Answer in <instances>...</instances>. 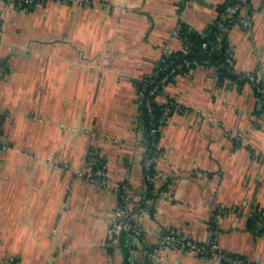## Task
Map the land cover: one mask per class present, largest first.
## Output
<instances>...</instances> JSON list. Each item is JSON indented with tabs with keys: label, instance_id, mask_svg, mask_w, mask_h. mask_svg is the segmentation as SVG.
<instances>
[{
	"label": "crops",
	"instance_id": "crops-1",
	"mask_svg": "<svg viewBox=\"0 0 264 264\" xmlns=\"http://www.w3.org/2000/svg\"><path fill=\"white\" fill-rule=\"evenodd\" d=\"M221 1L47 0L18 10L0 0V59L8 69L0 76V261L126 263L104 238L123 200L117 185L131 204L145 192L134 79L180 48L179 20L205 28ZM250 4L249 28L236 23L228 34L242 73L264 65V0ZM225 83L199 65L164 85L159 99L183 108L158 142L152 181L169 179V187L152 215L139 214L143 232L129 264H151L143 248L170 227L198 242L215 229L219 249L264 264V231L247 227L250 211L264 208L262 103L248 80ZM90 145L105 156L112 186L85 178ZM218 206L224 212L211 223ZM162 256L159 264H222L182 249Z\"/></svg>",
	"mask_w": 264,
	"mask_h": 264
},
{
	"label": "trees",
	"instance_id": "trees-1",
	"mask_svg": "<svg viewBox=\"0 0 264 264\" xmlns=\"http://www.w3.org/2000/svg\"><path fill=\"white\" fill-rule=\"evenodd\" d=\"M246 4L251 9L250 0H246ZM181 5H184L183 1ZM233 5H237L238 8L228 12L227 8ZM242 5H245L242 0H222L216 5V17L202 29H197L179 20L175 32L182 40V45L187 44V51L183 52L181 48L166 50L156 61L153 71L146 72L134 79L137 95L136 102L140 99L136 133L140 136L141 144L145 146L144 161L148 158L151 159L148 167H144L146 176L144 179V190L146 191L144 192L145 197L140 199V203L145 206L150 215L153 214V205L159 191L169 187V179L162 182L159 186L150 180L155 174V160L161 153V148L158 146L161 129L173 112L183 110L182 106L173 99L160 100L159 95L162 93L166 83L174 81L176 76L186 74L199 65L212 68L217 76L216 83L218 85L226 84L227 80L238 84H242L247 80L250 82L244 76V73H234L231 64L226 60V54L230 48L228 34L231 27L236 23L239 8ZM224 13L227 16L223 18L222 14ZM219 22H221V26H219ZM187 39H189V42ZM204 41H207L205 46L202 45ZM232 61L235 62L234 57H232ZM253 73L256 78V72L253 71ZM260 81L259 79L258 82ZM252 86L255 95L259 97V93L255 90V84H252ZM147 102L148 105L146 104ZM146 199H150V202L146 203ZM211 221H214V218L213 220L210 219ZM247 227L256 232L264 231V208L256 207L250 211L247 218ZM130 248H134L133 241L127 245L121 238L116 248L108 247L107 250L113 255L118 249L123 254L126 264H129V260L126 257L129 255ZM231 255L235 256V254ZM247 263L251 264V262Z\"/></svg>",
	"mask_w": 264,
	"mask_h": 264
},
{
	"label": "built area",
	"instance_id": "built-area-1",
	"mask_svg": "<svg viewBox=\"0 0 264 264\" xmlns=\"http://www.w3.org/2000/svg\"><path fill=\"white\" fill-rule=\"evenodd\" d=\"M10 4L15 9H23L30 10L36 7L39 4L46 2L47 0H3ZM63 1V0H57ZM184 5L189 3V0H182ZM245 2V5H242L239 8V14L236 18V23H239L244 28H249L254 19L256 12L254 9H250L248 4H246V0H242ZM85 3L90 2V0H84ZM238 8L237 5H233L228 7V12L235 10ZM227 14H222L224 18ZM231 21V19H230ZM235 23V24H236ZM219 26H221V22H219ZM174 33L177 35L174 29ZM1 25H0V41H1ZM189 42V39H187ZM191 42V41H190ZM207 41L202 43L205 46ZM180 48L183 52H186L188 49L187 44L181 45ZM233 51L232 48H229V51L226 54V60L231 64L232 70L234 73H241L236 69L235 62L232 61ZM7 66L5 62L0 59V76H3L7 73ZM153 71V70H152ZM256 78L253 72H245L244 76H246L252 84H255V90L259 93L258 100L262 103V109L260 115L264 117V65L257 66L256 69ZM213 78L216 80L217 76L213 71ZM261 80L258 82V80ZM137 103H140V99L137 100ZM148 105V102L146 103ZM1 119V116H0ZM0 134V144H2ZM140 140V137H139ZM141 143V142H140ZM143 149L145 150V146L141 144ZM150 158L144 161V167H148L150 162ZM97 164V165H94ZM84 175L85 178L95 184H102L107 186H112L110 182L106 179V158L103 155L101 149L96 145H90L86 149V156L84 161ZM154 176L150 178L152 180ZM118 191L122 194L123 200L114 208L113 211V220L108 227L107 234L104 238V244L106 248L113 247L116 248L121 238L126 242V244H130L134 239L138 238L142 234V229L140 227L138 216L145 212V206L140 203V200L131 202L127 201V191L125 190L124 185L118 186ZM146 191V190H145ZM145 195L141 198L143 199ZM125 199L127 202H125ZM146 203L150 202V199L145 200ZM224 212V208L222 206H218L216 211L212 213L214 220L218 219L220 215ZM182 249L186 251L196 252L202 258H209L214 261L221 262L222 264H248L247 261L241 256L231 255L225 251H222L218 247L217 243V235L216 230L212 229L211 234L202 242H198L195 239L183 234L178 228L170 227L165 230L160 237L157 245L154 246H146L143 248V253L148 257L151 264H159L162 260L163 252L166 249ZM131 249V248H130ZM128 260V256L126 257ZM0 264H14L13 259H9L7 261H0ZM126 264V263H125ZM252 264V263H251Z\"/></svg>",
	"mask_w": 264,
	"mask_h": 264
}]
</instances>
